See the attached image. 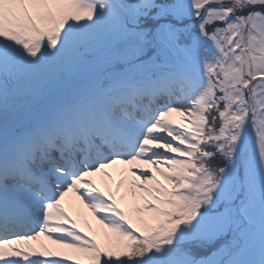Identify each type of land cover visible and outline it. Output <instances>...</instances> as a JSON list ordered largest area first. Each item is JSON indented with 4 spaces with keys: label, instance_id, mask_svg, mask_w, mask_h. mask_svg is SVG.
<instances>
[{
    "label": "snow or ice",
    "instance_id": "snow-or-ice-1",
    "mask_svg": "<svg viewBox=\"0 0 264 264\" xmlns=\"http://www.w3.org/2000/svg\"><path fill=\"white\" fill-rule=\"evenodd\" d=\"M0 264H264V0H0Z\"/></svg>",
    "mask_w": 264,
    "mask_h": 264
},
{
    "label": "rangeland",
    "instance_id": "rangeland-1",
    "mask_svg": "<svg viewBox=\"0 0 264 264\" xmlns=\"http://www.w3.org/2000/svg\"><path fill=\"white\" fill-rule=\"evenodd\" d=\"M119 167V166H118ZM96 179H97V182L98 183H100L101 182V177H96ZM85 212H87V210H85ZM88 218H89V220L91 221V216H90V214H88ZM92 222V221H91ZM93 223V225H94V222H92Z\"/></svg>",
    "mask_w": 264,
    "mask_h": 264
}]
</instances>
